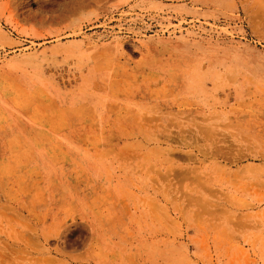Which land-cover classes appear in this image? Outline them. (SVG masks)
Here are the masks:
<instances>
[{
  "label": "rangeland",
  "instance_id": "obj_1",
  "mask_svg": "<svg viewBox=\"0 0 264 264\" xmlns=\"http://www.w3.org/2000/svg\"><path fill=\"white\" fill-rule=\"evenodd\" d=\"M0 264H264V0H0Z\"/></svg>",
  "mask_w": 264,
  "mask_h": 264
},
{
  "label": "bare ground",
  "instance_id": "obj_2",
  "mask_svg": "<svg viewBox=\"0 0 264 264\" xmlns=\"http://www.w3.org/2000/svg\"><path fill=\"white\" fill-rule=\"evenodd\" d=\"M146 154V153H145ZM145 158V157H144ZM152 169V168H151ZM167 170V169H166ZM164 178V177H163ZM151 179H152V177H151ZM152 203V202H151ZM153 204V203H152ZM153 206H154V204H153Z\"/></svg>",
  "mask_w": 264,
  "mask_h": 264
}]
</instances>
